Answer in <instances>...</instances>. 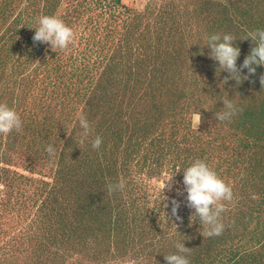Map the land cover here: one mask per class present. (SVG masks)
Masks as SVG:
<instances>
[{"label":"rangeland","instance_id":"rangeland-1","mask_svg":"<svg viewBox=\"0 0 264 264\" xmlns=\"http://www.w3.org/2000/svg\"><path fill=\"white\" fill-rule=\"evenodd\" d=\"M41 15L74 43L34 42ZM257 29L264 0H0V102L22 119L0 135V264H166L178 242L190 264H264V65L223 83L206 45L233 35L239 67ZM225 98L236 114L218 121ZM195 159L233 191L219 236L187 206Z\"/></svg>","mask_w":264,"mask_h":264},{"label":"clouds","instance_id":"clouds-1","mask_svg":"<svg viewBox=\"0 0 264 264\" xmlns=\"http://www.w3.org/2000/svg\"><path fill=\"white\" fill-rule=\"evenodd\" d=\"M33 36L34 42L48 44L52 51L66 49L69 44L74 43V30L68 26L60 17L56 15H41L37 18ZM247 38H251L253 46L250 53L245 57L243 64L237 66V59L241 55V50L234 45L235 37L231 34H212L209 37L208 45L211 49L209 55L212 59L219 62V68L230 73L225 77L223 83L228 79H234L237 84L240 83L241 70L248 69V74L256 73L257 65H264V29L250 31ZM246 38V39H247ZM245 79L248 76H245ZM260 83L264 86V74L260 77ZM223 111L216 112L215 118L218 121L230 120L236 114L234 103L225 98L223 100ZM201 122L194 121L193 126L199 127ZM79 125L83 129L82 135L87 137L91 128L89 121L83 115H79ZM22 119L14 107H9L5 102H0V135H7L12 131H21ZM69 134V133H68ZM83 143V140L81 141ZM102 144V138L96 136L92 140V147L99 148ZM50 155L54 154V148L49 145L46 149ZM181 171L177 169V172ZM176 172V173H177ZM183 184L187 192V206L194 209V214L202 225L201 234L206 237L219 236L225 230V225L221 222V214L226 211L223 201H232L233 191L231 186L226 183L215 170L201 159H195L188 167L183 169ZM173 176L167 179L171 180ZM166 182V183H167ZM163 185V190L166 186ZM2 187V186H0ZM125 182L121 179L117 184L109 183L107 192L111 193L116 190H123ZM173 215L177 214L179 202L173 200ZM191 217V219H192ZM177 252L165 254L166 264H190L185 254L189 253L190 248L185 243L175 245Z\"/></svg>","mask_w":264,"mask_h":264},{"label":"trees","instance_id":"trees-1","mask_svg":"<svg viewBox=\"0 0 264 264\" xmlns=\"http://www.w3.org/2000/svg\"><path fill=\"white\" fill-rule=\"evenodd\" d=\"M261 117L264 119V115H261ZM235 257H237L238 260H244L245 261V259L247 257H249V259H252L254 257V255L251 254V253L249 254V252L248 253L247 252H244L243 254H238ZM247 264H250V263H247Z\"/></svg>","mask_w":264,"mask_h":264}]
</instances>
